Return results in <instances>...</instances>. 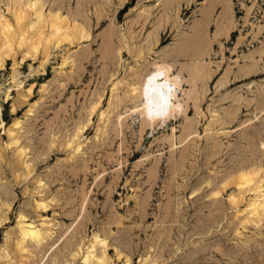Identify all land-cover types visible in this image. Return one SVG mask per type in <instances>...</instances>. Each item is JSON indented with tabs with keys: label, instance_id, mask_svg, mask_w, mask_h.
Returning <instances> with one entry per match:
<instances>
[{
	"label": "rangeland",
	"instance_id": "1",
	"mask_svg": "<svg viewBox=\"0 0 264 264\" xmlns=\"http://www.w3.org/2000/svg\"><path fill=\"white\" fill-rule=\"evenodd\" d=\"M40 1L44 34L59 12L88 37L33 56L15 42L0 66V264H264L258 191L228 182L254 169L264 193V0ZM163 56L202 74L184 114L141 128L125 91ZM20 215L49 233L24 253Z\"/></svg>",
	"mask_w": 264,
	"mask_h": 264
},
{
	"label": "bare ground",
	"instance_id": "2",
	"mask_svg": "<svg viewBox=\"0 0 264 264\" xmlns=\"http://www.w3.org/2000/svg\"><path fill=\"white\" fill-rule=\"evenodd\" d=\"M20 1L21 0H15L13 4L16 2L18 4ZM17 4L13 11L14 22H10L2 17L0 18V66L3 65L4 57L10 55L15 42H18L17 45L19 48H26V54L33 56L38 51L40 45H44L43 52H46V49L52 41L58 44L62 41L73 42L72 39L74 37L78 39L79 37H88V33L86 31L84 32V29L75 23L70 28L68 26L64 28L66 18L61 17L59 12L48 13L49 19L45 17V19H48L47 26H49L51 30L48 34H44L43 4L41 1L29 0L28 4L22 8H17ZM29 4H35L36 8L30 9L28 7ZM30 10H32L37 17V20L34 22L29 18ZM156 38L157 37H155L154 42H156ZM184 40H188L195 55L200 57L202 53L200 46L201 37L195 35L192 40H189V38ZM175 48L176 47H171L170 49L172 52H170L169 55L171 54L172 58H176L179 55ZM152 64L153 69L136 72V80L133 81L129 89L125 91V95L127 94L126 96L130 97L134 103L132 112L138 111L141 115L140 117H142L141 128H145L146 126L152 127L155 124H164L184 114L189 100L191 101L194 99L193 89L195 83L200 79V64H198V61L195 59L184 67L188 70V77L184 75L182 68L178 69L173 62H168L166 56L155 59ZM112 76L113 74L111 77ZM120 82L121 80H118L113 83L114 86H111L113 87L110 89L112 91V96L115 90H118ZM97 104L98 101L90 106L89 116L95 111ZM18 123V121L15 122V124ZM83 126L84 125L80 128ZM79 147L80 146L77 147V150H79ZM22 153L23 151H20V154ZM256 173H258V171L254 169L244 170L240 172L236 178L233 177V180L230 179L231 181H228L235 183L240 191L243 189L247 191H258V194L248 202L249 209L246 210L248 215H250L248 219H246L248 222L253 220L259 221L264 215V193L260 192L261 185L257 184ZM227 184L228 183L225 182L222 188L227 186ZM213 194H218V191ZM232 200H234V202L237 201L233 198ZM40 204L45 205L44 203ZM8 207L9 205H7V208ZM18 225L19 237L15 242V248L19 253L29 252L28 248H26L27 244L39 246L49 236L48 232L42 230L43 227L37 228L32 222L26 223L23 215L19 216ZM97 237L98 236L95 235L96 243L101 242L104 247V239H97ZM93 246L94 245H92V247ZM105 257V250H102L96 257L93 250H91L90 254L85 257V262L87 264L91 262L95 264H106ZM18 264L24 263L20 259Z\"/></svg>",
	"mask_w": 264,
	"mask_h": 264
},
{
	"label": "snow or ice",
	"instance_id": "3",
	"mask_svg": "<svg viewBox=\"0 0 264 264\" xmlns=\"http://www.w3.org/2000/svg\"><path fill=\"white\" fill-rule=\"evenodd\" d=\"M28 7H29L30 9H35V8H36V5H35V4H29Z\"/></svg>",
	"mask_w": 264,
	"mask_h": 264
}]
</instances>
